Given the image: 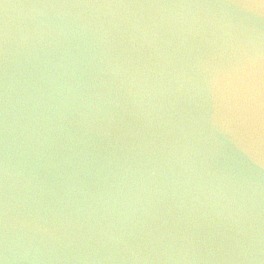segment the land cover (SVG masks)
Listing matches in <instances>:
<instances>
[{
	"label": "clouds",
	"instance_id": "clouds-1",
	"mask_svg": "<svg viewBox=\"0 0 264 264\" xmlns=\"http://www.w3.org/2000/svg\"><path fill=\"white\" fill-rule=\"evenodd\" d=\"M0 57V264H264V0H0Z\"/></svg>",
	"mask_w": 264,
	"mask_h": 264
},
{
	"label": "water",
	"instance_id": "water-1",
	"mask_svg": "<svg viewBox=\"0 0 264 264\" xmlns=\"http://www.w3.org/2000/svg\"><path fill=\"white\" fill-rule=\"evenodd\" d=\"M0 83H2V57H0ZM224 152L229 155L235 162L243 168H247L250 165V161H248L241 153H239L235 147L231 144V142L227 139V137L217 134Z\"/></svg>",
	"mask_w": 264,
	"mask_h": 264
}]
</instances>
